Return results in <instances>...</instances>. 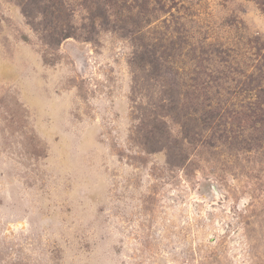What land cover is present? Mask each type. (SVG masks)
I'll use <instances>...</instances> for the list:
<instances>
[{
	"label": "rangeland",
	"instance_id": "374dc122",
	"mask_svg": "<svg viewBox=\"0 0 264 264\" xmlns=\"http://www.w3.org/2000/svg\"><path fill=\"white\" fill-rule=\"evenodd\" d=\"M0 264H264V0H0Z\"/></svg>",
	"mask_w": 264,
	"mask_h": 264
}]
</instances>
